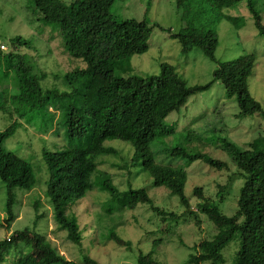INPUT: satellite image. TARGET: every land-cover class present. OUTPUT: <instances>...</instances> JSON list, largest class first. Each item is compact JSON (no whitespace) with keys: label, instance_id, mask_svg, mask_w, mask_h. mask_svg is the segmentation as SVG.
I'll use <instances>...</instances> for the list:
<instances>
[{"label":"rangeland","instance_id":"obj_1","mask_svg":"<svg viewBox=\"0 0 264 264\" xmlns=\"http://www.w3.org/2000/svg\"><path fill=\"white\" fill-rule=\"evenodd\" d=\"M62 1L67 3L70 0ZM147 1H117L110 8L111 14L118 20L139 21L145 18L148 25L153 27L147 52L133 56L126 72L115 70L118 75H157L160 65L166 63L175 68L187 85H205L212 80L217 62L254 55L255 65L246 85L249 94L259 103L264 113V35H260L254 27L245 2L223 10L222 15L231 20H217L218 13L205 0H151L149 4ZM254 4L264 25V0H254ZM190 26L217 33L215 62L205 57L198 48H193L186 55L181 53L180 44L174 35ZM16 36L31 42L32 48L22 47L19 53L30 57L39 74H46L41 82L42 88L68 94L81 88L82 78L69 85L63 80L65 74L83 69L85 64L65 52L59 29L54 25L45 26L28 0H0V44L6 47L5 55L12 52L9 45ZM15 80L14 69L1 65L0 89L7 91V95L15 93L12 89ZM160 92L157 88L153 89L150 100L156 101ZM66 104L68 103H51L49 111L43 110L39 115H31V119L22 120L14 135L2 144L3 149L30 163L36 184L29 192L16 191L19 204L14 207L15 219L9 228L0 226V264H23L25 259L26 264H53L48 256L40 255L33 247L34 232L45 237L46 242L68 260L80 263L84 256H89L99 264H136L138 250L148 253L156 238L162 241L154 249V259L161 264H189L190 254L204 255L205 248L202 245L208 244L211 247L225 236L206 216L199 214L200 225L197 226L192 218L183 215L185 209L178 197L163 187H154L149 173L140 165L118 169L131 158L132 147L120 140H108L104 142V146L113 148L114 154L97 159L102 164L92 180L98 187L87 192L73 211L84 242L81 245L71 243L66 232L59 230L54 221L45 195L47 169L44 163L39 162L42 146L63 150L80 142L70 141L65 136L62 120ZM239 112L236 96L226 97L223 85L215 82L208 90L189 97L178 111L170 113L164 121L166 132L151 145L157 163L185 169L187 180L184 194L193 210L204 200L194 196L193 189L196 187H201L203 198L212 199L224 215L230 216L236 210L243 179L234 176L228 183L237 169L232 163L231 155L224 150V140L244 149L253 140L264 138L262 114L238 117ZM8 125V116L0 113V131ZM176 147L225 162L227 169L217 170L202 161L186 164L182 158H172L168 151ZM106 178L111 179L119 192L128 190V187L144 189L155 206L181 217L161 224L159 217L147 205L138 204L133 210L120 209L122 201L119 197L113 199L108 193L98 189L100 181ZM225 184H228V189L223 192V199L220 200L221 197H217V185ZM4 202L5 188L0 183V222L5 226ZM34 202L42 204L37 219L32 206ZM107 208L115 212L107 215L103 211ZM24 228L31 231L24 235H13ZM111 232L130 241L131 249L110 240ZM10 238L12 240L8 241ZM237 249V240H232L223 249L224 264H233Z\"/></svg>","mask_w":264,"mask_h":264},{"label":"trees","instance_id":"obj_2","mask_svg":"<svg viewBox=\"0 0 264 264\" xmlns=\"http://www.w3.org/2000/svg\"><path fill=\"white\" fill-rule=\"evenodd\" d=\"M28 1L45 26L54 25L59 29L65 52L74 59L82 60L85 68L63 76L67 85L82 78L79 90L69 94L59 93L42 88L41 82L46 74H39L30 57L19 53L22 47L32 48L31 42L16 36L10 41L12 52L5 55L6 50L0 49V67L5 64L6 68L14 69L16 78L14 88L12 87L15 93L7 95V91L0 89V113L9 118V125L0 131V183L5 188L3 211L6 213L5 226L1 222L0 226L9 228L15 219L14 207L19 204L16 191L29 192L36 184L30 163L3 149L2 144L14 135L22 120L31 119V115H39L43 110L49 111L52 108L51 103L58 105L67 102L62 127L68 140L80 142L63 150L42 146L39 162L44 163L47 169L45 195L54 221L59 230L66 232L71 243L81 245L84 242L82 230L73 211L87 192L98 187L92 180L102 164L97 159L103 155L114 154V149L105 147L104 142L120 140L128 143L133 152L131 158L117 167L118 169L140 165L149 173L154 187H163L178 197L185 209L183 215L192 218L195 225H200L199 214H202L219 231L224 232L225 236L213 246H201L205 248L204 255L190 254L189 264H224L222 251L232 240L238 242L233 264H264V138L253 140L244 149L224 140V150L231 155L232 163L237 169V173L228 179V183L234 176L243 179L236 210L230 216L224 215L212 199L203 198L201 187L194 188L193 194L204 200L193 210L184 194L187 180L185 169L157 163L151 150L152 143L166 132L164 121L167 116L183 107L189 97L208 90L215 82L223 85L226 97L236 96L240 111L238 117L254 113H261L264 117L261 106L251 97L246 85L256 57L244 55L230 61L217 62L212 80L205 85H187L175 68L166 63L160 65L157 75L125 77L118 75L115 70L126 72L133 56L147 52L153 28L145 18L139 21L118 20L111 14L110 8L115 2L127 0H70L67 3L62 0ZM205 1L218 13L217 20H231L222 15L223 10L245 2L254 27L260 35H264V25L254 0ZM174 37L180 44L182 54L186 55L193 48H198L205 57L215 62L218 45L215 31L190 26ZM155 88L161 92L156 101H151L150 93ZM50 135L55 137L51 132ZM168 154L172 158H182L186 164L202 161L217 170L227 169L225 162L202 153H191L183 148H171ZM217 187V197L222 200L228 184ZM98 189L108 193L113 199L119 197L122 201L119 208L122 210H133L138 204L147 205L159 217L161 224L181 217L155 206L144 189L128 187V190L119 192L109 178L102 179ZM32 206L37 219L42 204L34 202ZM103 211L107 215L115 212L111 208ZM29 231L31 230L24 228L13 235H24ZM33 236V247L40 255L48 256L53 264H99L89 256H84L80 263L68 260L59 255L46 242L45 237L36 232ZM109 239L119 246L131 249V242L119 238L114 232L109 234ZM11 240L12 238L8 241ZM161 241L160 238L153 239L152 249L148 253L138 250L136 264H161L153 258L154 249ZM26 261L25 259L23 264Z\"/></svg>","mask_w":264,"mask_h":264},{"label":"built area","instance_id":"obj_3","mask_svg":"<svg viewBox=\"0 0 264 264\" xmlns=\"http://www.w3.org/2000/svg\"><path fill=\"white\" fill-rule=\"evenodd\" d=\"M0 49H1V50H6V47H5L4 45H1V46H0Z\"/></svg>","mask_w":264,"mask_h":264}]
</instances>
